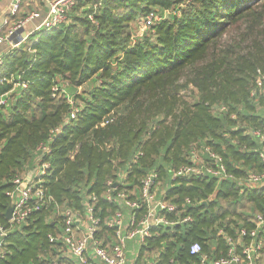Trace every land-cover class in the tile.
Here are the masks:
<instances>
[{
  "label": "trees",
  "instance_id": "obj_1",
  "mask_svg": "<svg viewBox=\"0 0 264 264\" xmlns=\"http://www.w3.org/2000/svg\"><path fill=\"white\" fill-rule=\"evenodd\" d=\"M262 2L75 0L66 24L38 29L5 51L0 226L9 228L4 213L12 181L34 167L40 145L48 147L40 161L49 163L43 186L52 202L7 231L0 264H71L59 255L61 243L49 242L48 235L59 232L56 207L81 211L89 195L96 197L95 237L110 247L114 229L106 221L127 209L105 198L107 182L123 171V185L111 193L124 191L139 203L137 212L145 210L139 179L156 171L162 197L192 218L152 228L135 262L157 254L158 264H199L188 252L190 243L198 242L202 253L215 258L225 254L227 236L236 239L241 228H254V216L264 213V185L240 192L238 179L264 170L256 153L260 144L248 134H264V85L251 96L256 70L264 73ZM164 12L169 16L161 17ZM150 13L159 20L135 36L132 22ZM230 26L239 32L222 47ZM189 68L200 91L191 103L173 90ZM193 145L220 156L233 178H172L170 170L189 162Z\"/></svg>",
  "mask_w": 264,
  "mask_h": 264
},
{
  "label": "built area",
  "instance_id": "obj_2",
  "mask_svg": "<svg viewBox=\"0 0 264 264\" xmlns=\"http://www.w3.org/2000/svg\"><path fill=\"white\" fill-rule=\"evenodd\" d=\"M20 0H13L9 8V15L16 16L19 10ZM75 5V0H49L47 12L34 31L45 28L50 29L66 24L68 14ZM39 12L33 11L25 19L26 21L38 18ZM91 19V16H89ZM159 17L150 13L141 17V24L144 29L157 22ZM23 22H17L8 26L5 32L0 31V43L6 42L10 47H15L19 43L13 44V36L22 26ZM24 40V39H23ZM264 85V73L259 69L255 74V88L251 92L254 95L255 89L260 90ZM54 91L56 89H53ZM0 104L4 100L0 99ZM250 136L256 138L260 146L256 149L259 161L264 165V134L259 130L248 131ZM48 152L46 145H40L36 148V163L27 173L14 177L13 187L9 192L10 203L12 205L11 218L8 221L9 228L0 226V257L5 253L4 236L7 231L16 226L22 225L27 218L34 212L49 209L52 198L47 195L46 188L43 186V177L49 170V163L40 161L42 156ZM204 155L207 158H204ZM188 163L172 168L171 177L180 175H209L218 180L232 179L233 175L227 172L222 158L213 153L209 147H199L193 145L187 157ZM118 178L112 182H107L105 198L109 201L117 202L127 209L126 214L121 210H116L106 221L109 228L114 229V242L110 247L102 246V242L95 237L98 218L94 215L93 204L96 197L89 195L84 200V206L81 211L64 208L60 210L56 207V213L59 218L56 220L59 232L56 236L49 234L48 241H59L62 248L59 250L60 257L68 259L71 264H127L126 250L128 242L136 243L135 259L140 245L151 237V229L157 226L180 225L189 223L192 218L189 214H182L185 208L178 209L177 205L165 200L162 197V191L158 193L160 181H157V172L150 171L139 179L138 195L143 203L145 210L140 209L136 200H130L125 197L124 191H119L115 195L111 192L123 185L127 171L119 172ZM240 192L245 188L264 185V170L261 172L249 171L246 175L238 179ZM189 201L186 200V203ZM184 207V205H182ZM172 214L170 218L168 215ZM254 228L247 230L241 228L237 232L236 239L227 236V250L225 254L208 258L202 253L198 242L190 243L188 252L191 256L198 259L199 264H256L263 261L264 264V213H258L253 219ZM223 234L222 230L218 231ZM262 233V235H260ZM237 245V248H236ZM153 258L144 257L140 262L133 264H158L157 254ZM52 264H58L53 261Z\"/></svg>",
  "mask_w": 264,
  "mask_h": 264
},
{
  "label": "rangeland",
  "instance_id": "obj_3",
  "mask_svg": "<svg viewBox=\"0 0 264 264\" xmlns=\"http://www.w3.org/2000/svg\"><path fill=\"white\" fill-rule=\"evenodd\" d=\"M259 6L260 7H258V12H260L261 15H264V2H262ZM160 15L161 17L169 16L167 12H164L162 14L160 13ZM239 24L240 25L238 26L240 28L245 29V26L243 25V23H239ZM131 28L135 36L139 35L145 30L141 24V17H137V19H135V21L132 22ZM260 29L264 30V16H263V19L261 20ZM237 30L238 29L235 26H230L227 28L226 34L221 39L222 47L228 46L231 44V37L235 36L237 32H239ZM199 66H202V65H199ZM198 80L199 78L195 74L194 70L192 68H189L184 72V74L182 75V78L175 85L173 90L177 92V96L179 98L184 99L191 103L197 100L200 96V91L198 89ZM30 168L28 170H30ZM160 191H161V184L158 186V193H160ZM135 252H136V243L132 241L128 242L127 250L125 253L127 264H133L135 260ZM147 258H149V256H147Z\"/></svg>",
  "mask_w": 264,
  "mask_h": 264
},
{
  "label": "crops",
  "instance_id": "obj_4",
  "mask_svg": "<svg viewBox=\"0 0 264 264\" xmlns=\"http://www.w3.org/2000/svg\"><path fill=\"white\" fill-rule=\"evenodd\" d=\"M12 2L13 0H0V31L3 33L8 26H12L17 22H23L22 26L13 36L14 44L23 41V39L34 32L35 28L40 24L47 12L49 0H20L19 10L14 17L9 15V8ZM33 11H38L39 17L26 21L25 19ZM9 48H11L10 45L6 42H1L0 57ZM258 262L263 263L262 260Z\"/></svg>",
  "mask_w": 264,
  "mask_h": 264
},
{
  "label": "water",
  "instance_id": "obj_5",
  "mask_svg": "<svg viewBox=\"0 0 264 264\" xmlns=\"http://www.w3.org/2000/svg\"><path fill=\"white\" fill-rule=\"evenodd\" d=\"M12 205H9L4 213V218L9 220L11 218Z\"/></svg>",
  "mask_w": 264,
  "mask_h": 264
}]
</instances>
